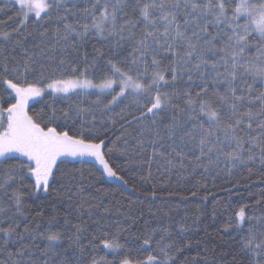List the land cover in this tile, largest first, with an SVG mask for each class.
Returning a JSON list of instances; mask_svg holds the SVG:
<instances>
[{"label":"snow or ice","instance_id":"1","mask_svg":"<svg viewBox=\"0 0 264 264\" xmlns=\"http://www.w3.org/2000/svg\"><path fill=\"white\" fill-rule=\"evenodd\" d=\"M115 152L139 156L145 181L153 164L169 179L198 176L192 197L209 179L215 187L218 177L247 172L251 182L256 165L264 185V0H3L0 264H225L226 253L186 255L199 216L175 228L141 225L142 213L119 208L123 219H107L109 193L92 194L68 165L93 160L101 178L127 188L110 162ZM33 197L39 208L50 198L53 213L33 215ZM57 203L77 222L66 214L61 224ZM133 228L142 259L122 243ZM229 229L240 264H264V191L232 213Z\"/></svg>","mask_w":264,"mask_h":264},{"label":"trees","instance_id":"2","mask_svg":"<svg viewBox=\"0 0 264 264\" xmlns=\"http://www.w3.org/2000/svg\"><path fill=\"white\" fill-rule=\"evenodd\" d=\"M2 3L3 0H0V4ZM2 18L7 19L6 16ZM93 43H96V41L93 40L89 43V51ZM49 102H51L50 99ZM66 105L67 101L56 103L57 108H65ZM30 106L33 110H39L44 106V102L34 101ZM139 160V156L131 155L125 158L119 152L113 153L110 158V162L115 164L120 169L121 175L129 181L127 188L123 187L118 180H112L107 177L101 178L100 166L92 161H86L85 163L72 161L68 165V171L77 174L78 178L79 173L82 172L85 177V183L90 182L93 185V189L90 190L92 194H95V188H101L109 193L105 201L106 203L110 202L112 209V215L107 218L109 221L116 218L123 219L118 217L117 208L121 211H130L136 216H140L142 213L141 225L144 220H149L153 226L157 223H165L171 224L175 228L181 222L193 225V220L199 216L200 222L194 226L192 231L186 234L193 243V247L186 251L189 259L206 254L209 260L213 258L219 260L220 256L226 253L225 264H240L242 254L239 252L238 234L232 229L224 231V227L235 210L242 205L254 203L255 197H258L264 191V185L255 182L258 181L260 176L259 165L253 168L254 174L251 182L245 179L248 175L247 172L228 178L224 176L218 177L215 181V187H213L212 180L209 179L207 181V190L201 188L197 195L192 197L191 191L196 190L194 185L196 180L199 179L198 176L178 181L177 176L173 175L169 179L166 173L162 175V170L157 171V165L153 164L152 179L150 182L145 181L141 177L147 174V168L140 165L138 163ZM226 179L240 180L242 182L241 186L234 187L232 184L226 183ZM248 183H251L250 188L243 186ZM153 184H155V198L151 195ZM133 187H135V191ZM225 189H231V191L229 192ZM169 192L176 193V195L169 196ZM181 196H186L188 199L182 200ZM205 196H207V199H203ZM51 203L52 201L49 198L44 202L45 206L39 208L40 201L36 200L35 197L26 200V204L33 215L36 211H43L45 216L52 214ZM129 205L131 206L130 208ZM55 210L60 217L61 224H63L66 214L73 223L77 222L75 211L70 209L67 203H57ZM151 213H155V216H152ZM139 234L133 228L129 232L124 233V238L122 239V243L124 240L128 241L126 246L131 247L130 256L133 259H142L147 255L144 251H136L135 237ZM83 242L87 244V240ZM100 254H107L109 258L112 256L107 250L101 251Z\"/></svg>","mask_w":264,"mask_h":264},{"label":"rangeland","instance_id":"3","mask_svg":"<svg viewBox=\"0 0 264 264\" xmlns=\"http://www.w3.org/2000/svg\"><path fill=\"white\" fill-rule=\"evenodd\" d=\"M88 161H92V162H94L95 163V161H93V160H88ZM72 162V161H71ZM97 164V163H96Z\"/></svg>","mask_w":264,"mask_h":264},{"label":"flooded vegetation","instance_id":"4","mask_svg":"<svg viewBox=\"0 0 264 264\" xmlns=\"http://www.w3.org/2000/svg\"><path fill=\"white\" fill-rule=\"evenodd\" d=\"M32 102H34V101H30V104H31Z\"/></svg>","mask_w":264,"mask_h":264}]
</instances>
